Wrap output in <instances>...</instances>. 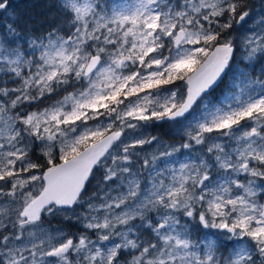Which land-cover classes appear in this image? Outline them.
<instances>
[{
    "label": "snow or ice",
    "instance_id": "obj_1",
    "mask_svg": "<svg viewBox=\"0 0 264 264\" xmlns=\"http://www.w3.org/2000/svg\"><path fill=\"white\" fill-rule=\"evenodd\" d=\"M56 10L0 0V264H264V17L237 57L246 0Z\"/></svg>",
    "mask_w": 264,
    "mask_h": 264
},
{
    "label": "rangeland",
    "instance_id": "obj_2",
    "mask_svg": "<svg viewBox=\"0 0 264 264\" xmlns=\"http://www.w3.org/2000/svg\"><path fill=\"white\" fill-rule=\"evenodd\" d=\"M248 1L249 0H246L247 4H248ZM249 11H250V16H249V19L246 21V23H244V25L240 29H237L236 26H234V29L232 30V35L236 38L237 46H238L237 52H236L237 57H240L243 54L242 41L244 40V38L250 35L252 32H256L259 30V25L257 24V21H259L262 17H264V0L259 1V2H253L251 0V6L249 8ZM262 68H264V61H257L255 63V73L254 74H258ZM225 82H227V78ZM223 87L221 88L220 92L217 93L216 95L212 94L213 100H215L217 96L222 95ZM68 91H72V88L69 87ZM63 94L64 92L61 90L59 95L53 94L52 95L53 97L51 96V97L45 98L43 103L37 102L29 110H36L37 107H39L40 109H43L44 107L54 102L55 100L61 99ZM142 132L145 136L150 135V136L159 137L160 140L165 144H179L182 142L181 137L183 136V130H178L176 127H173L171 124H168V123L149 126L147 128L142 129ZM157 148H158V145L155 143H153L152 145H145L143 151L141 152V156H143L145 153H152L156 151ZM99 176H100V173L98 172L97 177ZM96 183L97 181L94 180L91 190H94L93 186ZM79 211L80 209H77V212ZM52 227L54 228L64 227V225L61 223L60 219H54L52 220ZM67 227L73 231H76L78 230L79 225L72 223L71 225H68Z\"/></svg>",
    "mask_w": 264,
    "mask_h": 264
},
{
    "label": "trees",
    "instance_id": "obj_3",
    "mask_svg": "<svg viewBox=\"0 0 264 264\" xmlns=\"http://www.w3.org/2000/svg\"><path fill=\"white\" fill-rule=\"evenodd\" d=\"M56 3L57 0H11L10 2L19 16V23L36 31H45L50 26H54L53 17L57 15ZM247 5L249 10L251 0ZM92 185L89 186V191Z\"/></svg>",
    "mask_w": 264,
    "mask_h": 264
},
{
    "label": "flooded vegetation",
    "instance_id": "obj_4",
    "mask_svg": "<svg viewBox=\"0 0 264 264\" xmlns=\"http://www.w3.org/2000/svg\"><path fill=\"white\" fill-rule=\"evenodd\" d=\"M222 87H223V84L220 85V87L216 88L215 92H213V95H216L217 93H219Z\"/></svg>",
    "mask_w": 264,
    "mask_h": 264
},
{
    "label": "water",
    "instance_id": "obj_5",
    "mask_svg": "<svg viewBox=\"0 0 264 264\" xmlns=\"http://www.w3.org/2000/svg\"><path fill=\"white\" fill-rule=\"evenodd\" d=\"M255 1H259V0H255ZM246 19H247V18H246ZM245 21H246V20H245ZM243 23H244V22H243ZM243 23H242V24H243ZM242 24H241V25H237V26H238V27H241V26H242Z\"/></svg>",
    "mask_w": 264,
    "mask_h": 264
}]
</instances>
